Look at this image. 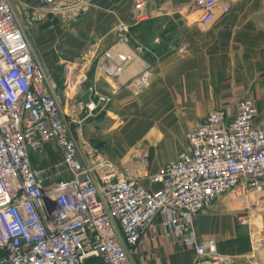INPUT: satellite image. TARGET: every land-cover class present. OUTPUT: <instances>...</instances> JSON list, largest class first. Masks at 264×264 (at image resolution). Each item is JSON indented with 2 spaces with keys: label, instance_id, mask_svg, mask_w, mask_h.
<instances>
[{
  "label": "built area",
  "instance_id": "built-area-1",
  "mask_svg": "<svg viewBox=\"0 0 264 264\" xmlns=\"http://www.w3.org/2000/svg\"><path fill=\"white\" fill-rule=\"evenodd\" d=\"M89 1L0 0V264H145L142 249L158 239L193 250L192 264H231L214 239H197L193 221L226 195L264 191V128L254 125L253 101L239 100L232 112L209 109L202 120L187 122L185 149L148 177L157 189L119 176L90 150L85 160L64 119L56 85L33 51L29 28L49 15L84 13ZM216 6L214 0H194L191 7L205 21ZM144 8V0L135 2L133 23L148 19ZM114 36L118 44L144 51L130 25L117 21ZM102 55L100 68L116 85L130 58L112 63L108 51ZM90 67L89 60L76 63L65 84L84 120L99 116L111 102L95 85L84 90ZM151 80L147 67L122 88L137 98ZM46 144L55 146L60 162L35 168L30 154L41 155ZM243 216L236 219L245 224ZM258 250H264V238L253 236L251 251Z\"/></svg>",
  "mask_w": 264,
  "mask_h": 264
},
{
  "label": "crops",
  "instance_id": "crops-1",
  "mask_svg": "<svg viewBox=\"0 0 264 264\" xmlns=\"http://www.w3.org/2000/svg\"><path fill=\"white\" fill-rule=\"evenodd\" d=\"M136 1L90 0L87 10L78 19L86 21L79 33L84 34L87 25V30L92 27L91 30L100 35L99 59L90 61L84 90L95 85L101 95L110 96L115 87L121 88L116 90L113 102L102 114L104 119L100 115L84 120L85 114L74 110L77 97L65 92V84L72 79L73 66L78 60L74 43L64 41L60 53L56 44L45 45L42 54L33 48L30 28L29 36L34 53L56 85L64 119L85 160L86 151L94 150L101 133L100 125L106 119L116 121L113 112L124 115L126 120V132L117 133L118 141L127 145L148 139L149 145H156L152 162L162 153V145L173 143V149L165 151L168 158L156 165L152 163L155 171L150 167V173H144L141 178L145 188L154 190L158 185L152 184L148 177L161 173L162 168L185 149V124L202 120L209 109L232 112L239 100L251 99L257 110L254 125L264 128V0H214L217 6L205 21L201 20L200 12L192 9L194 0H144L148 19L139 24L133 23L131 17ZM23 2L33 5L36 0ZM222 6H228L229 10L224 12ZM62 14L49 15L46 20L54 23L59 22V16L73 17L71 12ZM117 21L131 26L133 40L143 52H135L133 45L116 42ZM106 51L112 63L130 58L118 75L116 85L100 68L104 64L102 54ZM147 67L152 74L150 86L130 100L122 86ZM126 135L132 139L126 141ZM30 160L35 168L48 169L60 162V155L53 144H46L42 154H30ZM233 196L226 195L208 212L194 219L195 235L199 241L214 239L218 253L229 257L231 264H264V250L251 251L253 236L264 238V191L245 195L250 199L259 197L260 212L252 228L236 224V217L244 214L246 205L231 200ZM247 216L252 219L250 214ZM141 253L145 264H192L195 258L193 250L173 245L168 239L146 244Z\"/></svg>",
  "mask_w": 264,
  "mask_h": 264
},
{
  "label": "rangeland",
  "instance_id": "rangeland-1",
  "mask_svg": "<svg viewBox=\"0 0 264 264\" xmlns=\"http://www.w3.org/2000/svg\"><path fill=\"white\" fill-rule=\"evenodd\" d=\"M31 1V0H30ZM85 13V12H84ZM83 13H73V17L63 19L61 16L58 17L59 22H48L47 20L41 24L40 26H31L30 32L33 33L32 42L34 50H40L43 54V48L45 45L49 46V44L54 43L56 44L58 52H62V45L64 41H68L73 44L75 50V54L77 53V63L81 65L84 60L92 61L99 59V49H100V35L96 32H93L90 29L87 30L86 25V32L84 34L79 33V29L82 25L86 24L85 20L79 21V17ZM75 15V16H74ZM35 28V29H34ZM37 29V30H36ZM70 31V33H69ZM71 36V37H70ZM52 45V44H51ZM60 48V49H59ZM113 94V93H112ZM110 96L111 104L113 102V96ZM130 100H134L135 98L129 97ZM106 110V108H105ZM105 110L100 114L102 119L104 116L102 114L105 113ZM111 113L112 111L109 110ZM113 114L116 116L115 119L112 121L110 119H106V122L100 125L98 131H100V135L95 141L94 150L92 151L94 154L99 155L102 157L103 160L107 161L111 164L112 169L119 175L124 178H138L141 179L144 177V173H150V167L153 163L154 165L161 163L164 159L168 158V154L165 153L167 149H173V143H169L168 146L162 145L161 154H157L154 157L152 162L153 156V149L154 144L149 145L148 139H140L139 141H135L133 143H121L117 136V133L126 132V125H125V116L122 114ZM99 115V116H100ZM100 116V117H101ZM126 141L132 139V137H128L126 135ZM125 138L123 139L125 141ZM136 139V137H135ZM134 139V140H135ZM133 140V141H134ZM135 151V152H134ZM136 152H138L137 155ZM129 153V154H128ZM135 156L134 158H132ZM126 158V159H125ZM166 165L162 168L160 172L164 170ZM153 171L155 169L151 167ZM106 171V170H105ZM231 200L237 202H243L246 205V210L244 211V216L247 217V213L250 214L252 219H247L245 225L247 227H254L257 221L254 218H257L256 215L260 208H258L259 204V197H255L250 199L248 197H230ZM242 212V211H241ZM236 224L239 226L242 223H239L237 219H235ZM250 220V221H249Z\"/></svg>",
  "mask_w": 264,
  "mask_h": 264
},
{
  "label": "water",
  "instance_id": "water-1",
  "mask_svg": "<svg viewBox=\"0 0 264 264\" xmlns=\"http://www.w3.org/2000/svg\"><path fill=\"white\" fill-rule=\"evenodd\" d=\"M87 97H88V94H85V95L82 97V100L87 99Z\"/></svg>",
  "mask_w": 264,
  "mask_h": 264
}]
</instances>
